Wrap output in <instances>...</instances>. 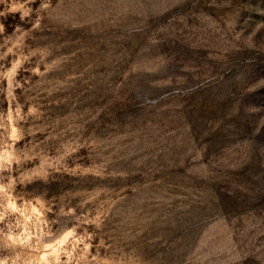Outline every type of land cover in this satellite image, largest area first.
<instances>
[{
  "label": "rangeland",
  "instance_id": "1",
  "mask_svg": "<svg viewBox=\"0 0 264 264\" xmlns=\"http://www.w3.org/2000/svg\"><path fill=\"white\" fill-rule=\"evenodd\" d=\"M0 25V264H264V0Z\"/></svg>",
  "mask_w": 264,
  "mask_h": 264
},
{
  "label": "clouds",
  "instance_id": "2",
  "mask_svg": "<svg viewBox=\"0 0 264 264\" xmlns=\"http://www.w3.org/2000/svg\"><path fill=\"white\" fill-rule=\"evenodd\" d=\"M28 15V13L27 12H25L24 14H23V16H21V19H23L24 18V16H27ZM0 27H2V25H0Z\"/></svg>",
  "mask_w": 264,
  "mask_h": 264
}]
</instances>
